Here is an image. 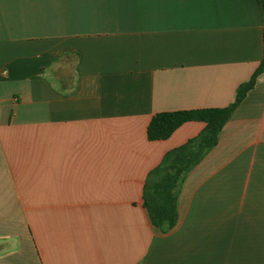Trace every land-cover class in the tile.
<instances>
[{"label":"crops","instance_id":"1","mask_svg":"<svg viewBox=\"0 0 264 264\" xmlns=\"http://www.w3.org/2000/svg\"><path fill=\"white\" fill-rule=\"evenodd\" d=\"M256 0H0V264H264V74L178 189L150 174L234 103L264 54Z\"/></svg>","mask_w":264,"mask_h":264},{"label":"trees","instance_id":"2","mask_svg":"<svg viewBox=\"0 0 264 264\" xmlns=\"http://www.w3.org/2000/svg\"><path fill=\"white\" fill-rule=\"evenodd\" d=\"M256 2L264 21V0H256ZM262 74H264V54L258 69L249 82L238 88L236 99L230 106L200 111L161 113L151 120L148 127L150 141L167 140L186 123L205 124L204 130L196 138L167 153L145 184L144 207L152 224L163 233L171 232L178 224V189L182 180L217 146L222 129L247 94L255 87L257 78Z\"/></svg>","mask_w":264,"mask_h":264}]
</instances>
